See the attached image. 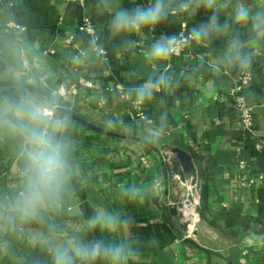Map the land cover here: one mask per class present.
I'll use <instances>...</instances> for the list:
<instances>
[{
	"label": "crops",
	"instance_id": "obj_1",
	"mask_svg": "<svg viewBox=\"0 0 264 264\" xmlns=\"http://www.w3.org/2000/svg\"><path fill=\"white\" fill-rule=\"evenodd\" d=\"M118 3L132 7L147 0ZM255 3L264 6V0ZM231 10L226 7L221 20ZM84 19L97 33L96 44L78 30ZM206 19L203 13H174L155 31L113 39L107 28L110 14L98 9L97 0H84L82 6L59 0H0V103L23 97L46 101L67 123L73 179L57 220L78 229L97 205L132 218L133 230L123 238L134 240L141 253L138 264H264V44L256 51L252 81L242 91L252 107L250 131L241 129L229 95L240 72L221 60L226 37L207 47L191 44L188 57L178 61L149 64L143 58L155 39L176 35L180 22L190 31ZM9 21L25 31L4 30ZM234 28L246 39V27ZM69 36L72 41L67 43ZM97 45L105 51L103 57L96 53ZM165 65L171 86L140 104L151 121L141 124L129 89L159 76ZM79 78L93 88L76 93ZM115 84L126 88L129 100L109 91ZM59 87L64 93L52 95L50 90ZM60 108L111 135L92 134L57 112ZM176 146L192 153L204 180L198 221L185 240L179 216L167 211L186 187L170 176V150ZM239 162L262 176L252 188L241 187ZM22 166L18 140L0 136V198L17 187ZM132 188L139 191L130 199L125 192ZM191 214L183 211L185 217ZM98 236L96 232L88 238ZM14 251L24 255L30 250L17 245ZM0 264L13 262L5 257Z\"/></svg>",
	"mask_w": 264,
	"mask_h": 264
},
{
	"label": "clouds",
	"instance_id": "obj_2",
	"mask_svg": "<svg viewBox=\"0 0 264 264\" xmlns=\"http://www.w3.org/2000/svg\"><path fill=\"white\" fill-rule=\"evenodd\" d=\"M229 5L231 13L221 20ZM97 7L110 14L107 28L113 39L155 31L174 13H203L207 17L193 25L187 35L164 34L155 39L143 53L149 64L168 61L191 44L207 47L213 40L226 37L223 64L248 74L257 59V49L264 44V6L255 0H147L132 7L121 6L118 0H97ZM234 26L248 29L246 39ZM167 67L159 76L129 89L136 103L142 105L171 86ZM66 132V121L58 118L46 101L23 97L0 103V136L12 135L18 140L23 161L17 187L0 198V259L9 257L13 264H138L141 253L134 240L123 238L133 230L132 218L97 205L78 229L57 220L73 179ZM138 191L128 189L125 195L132 199ZM96 232L100 236L88 238ZM17 245H27L30 251L18 255L14 251Z\"/></svg>",
	"mask_w": 264,
	"mask_h": 264
},
{
	"label": "built area",
	"instance_id": "obj_3",
	"mask_svg": "<svg viewBox=\"0 0 264 264\" xmlns=\"http://www.w3.org/2000/svg\"><path fill=\"white\" fill-rule=\"evenodd\" d=\"M63 3H75L82 6L84 4V0H59ZM4 30L8 32H23L25 31V27L23 25H20L18 23L9 21L4 24ZM78 30L82 33H85L89 37H91V40L94 44L98 41L97 33L92 26L91 23L87 19L83 20V23L78 27ZM188 26L185 22H180L179 24V30L176 35H187L188 33ZM67 43H70L72 41V37L69 36L66 40ZM189 46L183 48L182 51L179 52L178 55L173 56L169 61H178L183 58H187L189 55ZM95 51L98 55L103 57L105 55V51L101 49L100 47L95 46ZM236 83L234 87L230 90V97L233 102V110L235 111L240 127L243 131H250L252 128V107L251 105L246 101L244 96L242 95V91L244 87H246L251 81H252V73L248 74H242L240 73L238 77L236 78ZM93 84L90 81L84 80L82 78H79L77 81V87L75 89V92L78 93L83 90L92 89ZM109 91L122 99L129 100V97L126 93V88L121 84H115L113 87L109 89ZM52 95L55 94H63L64 90L62 87H59L56 91L50 90ZM104 102H100L99 106H102ZM133 110H134V116L135 119L141 123V124H151V121L147 119L144 115L143 109H141V105L138 103H133ZM258 148V147H257ZM248 168L245 166L244 162L238 163V170L240 172L239 177V183L241 187L245 188H252L257 181H260L262 179V176L259 174H252L250 171L247 170ZM199 204V196L196 191V188L193 186H186L184 189V193L181 197V199L174 204H171L172 206H175L177 213H179V218L181 223L186 228V233L182 237L181 240L188 239L191 235V232L195 226V224L198 221V214H197V207ZM186 208H190L193 212L190 216L185 217L183 215V210Z\"/></svg>",
	"mask_w": 264,
	"mask_h": 264
},
{
	"label": "water",
	"instance_id": "obj_4",
	"mask_svg": "<svg viewBox=\"0 0 264 264\" xmlns=\"http://www.w3.org/2000/svg\"><path fill=\"white\" fill-rule=\"evenodd\" d=\"M39 95H42L45 99H49L43 92L36 91ZM51 100V99H49ZM68 119H71L84 127H87L91 131H100L96 127L87 124L80 119H78L75 115L63 112L62 113ZM171 155L173 156L171 164V175L177 177L181 183H184L186 186H193L196 188L198 195L202 192V187L204 185L203 175L199 166V162L193 157L190 151H186L178 146L171 148ZM167 211L170 216L178 217L180 216L177 213L175 206L169 205L167 207Z\"/></svg>",
	"mask_w": 264,
	"mask_h": 264
},
{
	"label": "trees",
	"instance_id": "obj_5",
	"mask_svg": "<svg viewBox=\"0 0 264 264\" xmlns=\"http://www.w3.org/2000/svg\"><path fill=\"white\" fill-rule=\"evenodd\" d=\"M57 112H59V113H63L64 110H62V109L60 108V109H57ZM92 132H93L92 134H94V135H99V134H108V135H111V133H109V132H104L103 130H100V131H92ZM116 136H117V135H116ZM141 142L145 143V142L142 141V140H141ZM145 144H146L147 146H149L147 143H145ZM195 154H196V156L199 158L200 153L196 152Z\"/></svg>",
	"mask_w": 264,
	"mask_h": 264
},
{
	"label": "bare ground",
	"instance_id": "obj_6",
	"mask_svg": "<svg viewBox=\"0 0 264 264\" xmlns=\"http://www.w3.org/2000/svg\"><path fill=\"white\" fill-rule=\"evenodd\" d=\"M183 211H184V212H187V213H192V212H191L192 210H191L190 208H186V209H184Z\"/></svg>",
	"mask_w": 264,
	"mask_h": 264
}]
</instances>
